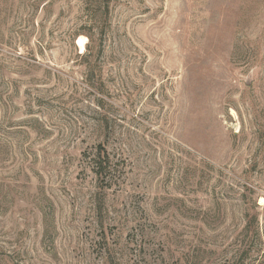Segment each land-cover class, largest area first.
<instances>
[{"label": "rangeland", "instance_id": "374dc122", "mask_svg": "<svg viewBox=\"0 0 264 264\" xmlns=\"http://www.w3.org/2000/svg\"><path fill=\"white\" fill-rule=\"evenodd\" d=\"M0 264H264V0H0Z\"/></svg>", "mask_w": 264, "mask_h": 264}, {"label": "trees", "instance_id": "16d2710c", "mask_svg": "<svg viewBox=\"0 0 264 264\" xmlns=\"http://www.w3.org/2000/svg\"><path fill=\"white\" fill-rule=\"evenodd\" d=\"M94 166V171L97 174L99 178L103 177V174L105 173L106 168L104 167L105 165L103 164L102 161L100 160H95L93 163Z\"/></svg>", "mask_w": 264, "mask_h": 264}, {"label": "bare ground", "instance_id": "6f19581e", "mask_svg": "<svg viewBox=\"0 0 264 264\" xmlns=\"http://www.w3.org/2000/svg\"><path fill=\"white\" fill-rule=\"evenodd\" d=\"M86 38L84 36H81L78 40L79 44L84 47Z\"/></svg>", "mask_w": 264, "mask_h": 264}]
</instances>
